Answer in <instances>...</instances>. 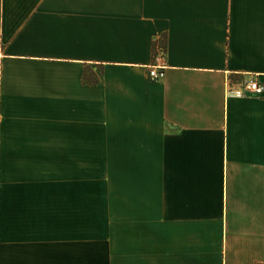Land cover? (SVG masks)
Wrapping results in <instances>:
<instances>
[{
	"label": "crops",
	"instance_id": "1",
	"mask_svg": "<svg viewBox=\"0 0 264 264\" xmlns=\"http://www.w3.org/2000/svg\"><path fill=\"white\" fill-rule=\"evenodd\" d=\"M0 264H264V0H0Z\"/></svg>",
	"mask_w": 264,
	"mask_h": 264
},
{
	"label": "rangeland",
	"instance_id": "2",
	"mask_svg": "<svg viewBox=\"0 0 264 264\" xmlns=\"http://www.w3.org/2000/svg\"><path fill=\"white\" fill-rule=\"evenodd\" d=\"M108 182L103 180H85V214H86V236L92 234V215L106 202ZM96 192H100L99 195ZM91 248V244L89 245Z\"/></svg>",
	"mask_w": 264,
	"mask_h": 264
},
{
	"label": "built area",
	"instance_id": "3",
	"mask_svg": "<svg viewBox=\"0 0 264 264\" xmlns=\"http://www.w3.org/2000/svg\"><path fill=\"white\" fill-rule=\"evenodd\" d=\"M162 67H158V66H148L147 68V74L149 76V78L151 80H159L162 75H163V71H162ZM228 85V84H227ZM241 87L243 88V92H240V94H249V95H253V96H259L262 94L263 92V86L257 82L256 79H254L253 77L241 81Z\"/></svg>",
	"mask_w": 264,
	"mask_h": 264
},
{
	"label": "trees",
	"instance_id": "4",
	"mask_svg": "<svg viewBox=\"0 0 264 264\" xmlns=\"http://www.w3.org/2000/svg\"><path fill=\"white\" fill-rule=\"evenodd\" d=\"M83 79L86 83L92 84L96 82V77L91 72H87V70L84 72Z\"/></svg>",
	"mask_w": 264,
	"mask_h": 264
}]
</instances>
